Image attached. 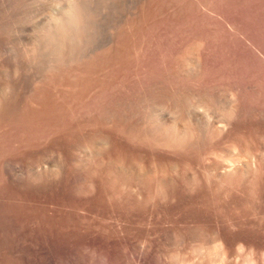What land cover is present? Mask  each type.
Masks as SVG:
<instances>
[{
  "label": "rangeland",
  "instance_id": "374dc122",
  "mask_svg": "<svg viewBox=\"0 0 264 264\" xmlns=\"http://www.w3.org/2000/svg\"><path fill=\"white\" fill-rule=\"evenodd\" d=\"M0 264H264V0H0Z\"/></svg>",
  "mask_w": 264,
  "mask_h": 264
}]
</instances>
